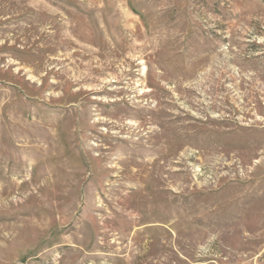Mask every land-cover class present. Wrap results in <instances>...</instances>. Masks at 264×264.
I'll return each mask as SVG.
<instances>
[{
    "label": "rangeland",
    "instance_id": "374dc122",
    "mask_svg": "<svg viewBox=\"0 0 264 264\" xmlns=\"http://www.w3.org/2000/svg\"><path fill=\"white\" fill-rule=\"evenodd\" d=\"M262 227L264 0H0V264H264Z\"/></svg>",
    "mask_w": 264,
    "mask_h": 264
},
{
    "label": "bare ground",
    "instance_id": "6f19581e",
    "mask_svg": "<svg viewBox=\"0 0 264 264\" xmlns=\"http://www.w3.org/2000/svg\"><path fill=\"white\" fill-rule=\"evenodd\" d=\"M33 141V140H32ZM29 143V142H28ZM30 144V143H29ZM37 147V146H36ZM38 150V149H37ZM46 161V160H45ZM64 162V161H63ZM77 171V170H76ZM75 177V176H74ZM54 186V185H53ZM56 187V186H55ZM52 188V187H51ZM57 189V188H56ZM251 191V190H250ZM244 195V194H243ZM258 196V195H257ZM261 196V195H260ZM61 197V196H60ZM260 200H261V198H260ZM259 202V201H258ZM133 206V205H132ZM57 207V206H56ZM119 212H121V211H119ZM38 214V213H37ZM50 214V213H49ZM120 214V213H119ZM35 216H37L36 214H34ZM33 217V216H32ZM120 217V216H119ZM34 219V218H33ZM39 219V218H38ZM30 220H32V219H30ZM115 220V219H114ZM118 223V222H117ZM130 225V224H129ZM260 227V226H259ZM262 228H264V227H262ZM263 229H261V230H259V231H262ZM18 232V231H17ZM264 233V232H263ZM259 234V233H258ZM262 234V233H261ZM260 234V235H261ZM260 235H258V236H260ZM264 235V234H263ZM8 236H10V235H8ZM6 240H8L7 238H6ZM13 240V239H12ZM9 242V241H8ZM3 243V242H2ZM2 249V248H1ZM3 250V249H2ZM238 252V251H237ZM1 258V257H0Z\"/></svg>",
    "mask_w": 264,
    "mask_h": 264
}]
</instances>
